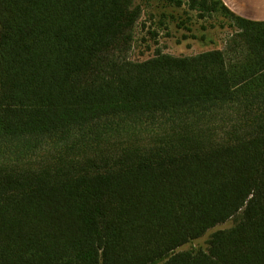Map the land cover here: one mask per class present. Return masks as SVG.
<instances>
[{"label":"trees","instance_id":"16d2710c","mask_svg":"<svg viewBox=\"0 0 264 264\" xmlns=\"http://www.w3.org/2000/svg\"><path fill=\"white\" fill-rule=\"evenodd\" d=\"M217 3L225 50L136 62L133 0H0V264H264V22Z\"/></svg>","mask_w":264,"mask_h":264},{"label":"rangeland","instance_id":"374dc122","mask_svg":"<svg viewBox=\"0 0 264 264\" xmlns=\"http://www.w3.org/2000/svg\"><path fill=\"white\" fill-rule=\"evenodd\" d=\"M195 1L201 0H133L134 8H139L141 14L134 32L131 59L144 62L160 51L175 57H189L225 50L238 22L225 17L217 0L209 1L210 9L219 10L211 9L212 12L192 9ZM234 226L233 220L219 225L179 248L177 253L207 252L216 233Z\"/></svg>","mask_w":264,"mask_h":264},{"label":"crops","instance_id":"0c3cea01","mask_svg":"<svg viewBox=\"0 0 264 264\" xmlns=\"http://www.w3.org/2000/svg\"><path fill=\"white\" fill-rule=\"evenodd\" d=\"M237 17L264 22V0H222Z\"/></svg>","mask_w":264,"mask_h":264},{"label":"built area","instance_id":"2783aa9c","mask_svg":"<svg viewBox=\"0 0 264 264\" xmlns=\"http://www.w3.org/2000/svg\"><path fill=\"white\" fill-rule=\"evenodd\" d=\"M234 29H235V28H234ZM238 32H240V30H238V29H235V32H234V34H236V33H238ZM234 34H233V35H234ZM233 35H232V36H233ZM232 36H231V38H232ZM231 38H230V39H231Z\"/></svg>","mask_w":264,"mask_h":264}]
</instances>
